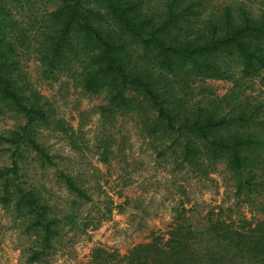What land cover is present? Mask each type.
I'll return each instance as SVG.
<instances>
[{
  "label": "trees",
  "instance_id": "1",
  "mask_svg": "<svg viewBox=\"0 0 264 264\" xmlns=\"http://www.w3.org/2000/svg\"><path fill=\"white\" fill-rule=\"evenodd\" d=\"M213 1L0 0V119L15 122L0 132V205L26 239V264H48L66 229L90 225L79 210L89 192L42 142L60 132L75 151L84 147L80 127L37 88L62 79L99 100L100 163L122 152L115 129L127 120L163 168L206 180L219 168L235 200L201 224L180 202L164 234L151 231L124 254L94 248L86 264H264V9L262 0ZM207 80L231 87L216 96ZM36 168L53 170L70 197L63 209Z\"/></svg>",
  "mask_w": 264,
  "mask_h": 264
},
{
  "label": "rangeland",
  "instance_id": "2",
  "mask_svg": "<svg viewBox=\"0 0 264 264\" xmlns=\"http://www.w3.org/2000/svg\"><path fill=\"white\" fill-rule=\"evenodd\" d=\"M234 0H214V4L231 3ZM264 9V0H262ZM18 18H25L26 12L20 10ZM26 57V56H25ZM36 61L32 60L25 72L35 84L39 74ZM216 96H222L230 89L228 82L207 80L203 83ZM203 85V86H204ZM66 80L56 83L46 82L37 86L56 110L74 130L80 127L82 151L77 152L60 132L44 133L42 142L50 154L61 160V164L71 170L79 183L89 192L92 202L79 210L90 218L86 233L66 229L61 236L58 248L48 264H86L94 248L126 253L131 247L148 241L151 231L165 233L173 220V208L184 203L190 210L192 221L203 223V218L218 206L233 208L235 200H229L230 193L222 181L218 168L209 180L200 179L192 174H172L163 168L162 162L143 145L136 129L130 122L119 119L115 131V149L122 152L111 158L108 165L98 161L96 141L102 130L100 117L94 112L99 100L73 90ZM14 120L9 117L0 119V132L12 129ZM121 141H125L121 144ZM156 157V158H155ZM34 176L41 186L50 192L51 205L61 210L70 200L67 192L56 184L53 170L33 169ZM185 188L188 202L178 193L177 187ZM109 202L112 203L110 206ZM226 202V203H224ZM107 208L111 214H107ZM237 212L236 209H233ZM253 209V215L259 217ZM248 218L252 216L243 209ZM229 213V212H228ZM232 214V213H231ZM234 215V214H233ZM26 239L13 224L10 215L0 205V264H26L24 249Z\"/></svg>",
  "mask_w": 264,
  "mask_h": 264
}]
</instances>
